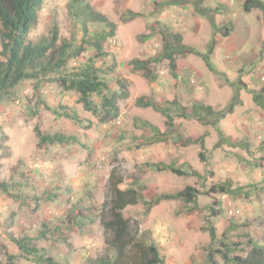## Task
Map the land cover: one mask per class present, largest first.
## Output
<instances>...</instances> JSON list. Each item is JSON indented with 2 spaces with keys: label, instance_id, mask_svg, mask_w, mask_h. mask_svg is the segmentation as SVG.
I'll use <instances>...</instances> for the list:
<instances>
[{
  "label": "rangeland",
  "instance_id": "rangeland-1",
  "mask_svg": "<svg viewBox=\"0 0 264 264\" xmlns=\"http://www.w3.org/2000/svg\"><path fill=\"white\" fill-rule=\"evenodd\" d=\"M83 1L114 20L116 26L132 19L138 22L125 32L126 40L119 42L115 36L105 39L102 52L106 56L97 58L90 44L98 34H107L109 29L102 24L89 23L84 34L83 26L69 14L70 0H44L38 22L28 39L35 43L49 36L56 26L60 43L65 41L74 48L82 46V58L96 62L101 71L99 77L107 86L103 96L116 90L119 79L128 87V97L119 102L116 118L101 123L105 114L102 97L92 96V107L85 109L74 91L62 88L61 75L54 74L38 91L35 92L32 81H24L10 91L9 100L0 102V183L6 184L8 190L5 194L0 189L1 263L6 264L7 257L13 256L14 264H36L12 242L23 238L25 232L37 249H45L44 254L59 264H89V260L102 256L104 237L98 214L106 200L110 170L117 168L141 194L140 202L127 207L123 216L131 221L133 232L138 228L139 240L157 247L165 264H233L222 260L220 251L225 249L222 246L232 249L230 257L245 256L249 242L260 244L264 233V175L258 178L256 171L258 166H264V123L250 132L248 124L234 108L239 83H242L239 77L244 81L241 85L257 89L255 92L264 88L260 80L264 76V42L262 48H256L261 30L259 23L247 17L241 20L248 26L241 37H246L251 28V39L241 42L242 52L252 50L256 56L253 54L249 64H231L238 52L225 49L218 52L216 43L212 54L208 51L214 40L213 32L222 36L220 30L227 26L232 31L233 23L218 24L220 28L214 31L210 20L204 17L210 27L202 35L199 32L189 38L185 32L181 47L172 45L166 50L165 45L173 34V24L170 25L173 17H164L167 12L164 5L171 0L159 5L158 22L154 23L155 18L146 9L136 6L134 11L140 17L136 18L138 14L118 0L114 6L106 0ZM223 5L222 9L228 11L231 19L233 12L243 10L240 3H236L235 8H228L227 3ZM185 10L184 13L191 11ZM197 10L194 7V12ZM258 12L264 16L263 11ZM236 19L238 17H233V21ZM148 23L145 37L141 33ZM184 23L178 27H185ZM166 51L172 52L174 69L163 57ZM186 51H189L188 57H185ZM180 59H187L195 68L191 75L180 76L183 81L177 88L170 81L176 78ZM134 60H150V74L135 71L131 67ZM71 61L69 67L73 66ZM210 68H217L219 75L209 74ZM70 72L68 68L60 74L67 76ZM223 72L235 77L231 84L225 76H220ZM211 83L223 84V93L213 89ZM139 97L168 109L172 126H166V117L153 108L137 106L135 101ZM176 97L179 107L172 104ZM209 104L214 105L213 115L205 111L194 113L193 107L205 108ZM256 106L254 108L258 109ZM61 107L67 108L73 119L65 117ZM261 109L263 119L264 108ZM37 129L41 134L59 135L64 140L52 145L41 143L42 149H39ZM244 129L250 134L247 144L252 151L240 144ZM167 166L185 174L174 175ZM225 182L234 190H240L229 195L232 205L240 210L239 217L231 218L226 205L218 203L221 193L211 192L213 186ZM15 183L19 184L14 186ZM187 186L196 190L193 203L183 199L156 201L162 195L176 194ZM213 202L217 206H213ZM210 208L220 210V215L214 218ZM210 228L216 233L212 242Z\"/></svg>",
  "mask_w": 264,
  "mask_h": 264
},
{
  "label": "trees",
  "instance_id": "trees-1",
  "mask_svg": "<svg viewBox=\"0 0 264 264\" xmlns=\"http://www.w3.org/2000/svg\"><path fill=\"white\" fill-rule=\"evenodd\" d=\"M43 1L0 0V102L9 100L11 96L10 91L24 81H32L36 92L50 79L49 76L59 74L61 75L59 76V81L62 88L66 91H74L78 95V101L85 109L92 107V96L94 98L102 97L101 107L105 110V114L101 117V123L116 118L119 112V102L128 97V87L122 80L118 79L116 81V90L114 92L107 97L103 96L104 91L107 90V86L105 81L99 77L101 71L96 62L92 59L85 61L82 58L81 54L84 51L82 46L74 48L65 41L60 43L56 26L51 29L49 36L41 37L35 43L29 41L28 37L32 28L38 22L39 11L41 10ZM68 7L69 14L74 18V21L83 26L84 34L87 33L85 28L89 23L102 24L109 29L107 34L104 32L98 34L95 42L90 44V46L95 48L97 58L106 56L102 52V45L108 37L114 38L117 29L116 22L102 14V12L94 10L88 3H84L83 0H70ZM252 9H258L264 12V2L261 0H245L243 3V11L249 13ZM209 12L213 13L214 11L210 10ZM206 17L209 21L210 18L207 14ZM210 23L211 27H214V31H218L211 20ZM223 28L220 30L222 36L227 37L231 30L227 26ZM170 38L171 41H168L165 45L166 50L172 47V45H175L177 48L181 47L182 37L179 34H172ZM214 45L215 41L212 40L208 54H212ZM186 52L189 54V51ZM163 57L168 59L170 68L174 69L176 67L172 52H164ZM76 60H78V63ZM70 61L71 65H73L71 67H69ZM75 62L76 65H74ZM149 65L150 60H134L131 62V67L135 71H143L147 75L150 74ZM68 68L72 72L67 76H62L60 73L68 70ZM209 70L214 71L211 68ZM252 100L255 105L264 108V88L258 92H253ZM135 104L144 108H153L156 112L166 117V126H172L168 109L160 107L156 102L144 97H139L135 101ZM172 104L173 106L179 107L176 99L173 100ZM61 109L64 110L63 115L65 117L73 119L67 113V108L61 107ZM193 109L194 113H200L201 111H205L210 115L215 113L210 106H205L204 108L200 105L193 107ZM195 115L197 116L198 114ZM153 130L156 133L158 132L155 128ZM36 134L39 138L37 144L39 149H42V147H39L41 143L52 145L55 142H62L64 140V137L59 135L48 136L41 134L38 129ZM166 169L177 176L185 174L184 171L173 166H167ZM19 183H15L14 186H17ZM0 189L4 190L5 194L8 192L6 184L4 183H0ZM238 191L240 190H234L229 182L211 188L212 193H221L220 197L225 194L229 199L230 194H237ZM195 194L196 190L187 186L176 194L162 195L156 201L158 202L160 199H183L186 203H193L195 201ZM48 200L52 201L50 196H48ZM140 200L141 194L132 187V182L125 180L117 168H112L107 180L106 200L101 205L98 214L99 226L102 229L104 237V254L95 260H89V264H165V259L160 256L157 247L152 243L139 240L137 238L138 228L133 232L131 229V221L125 219L123 216V211L127 207L137 205ZM218 203L220 205L222 204L220 200ZM212 205L217 206V203L213 202ZM210 209L214 218L221 213L220 210ZM208 233L210 241H214L216 239L215 229L210 228ZM23 234V238L18 240L13 239L12 242L17 247V250L21 251L25 257L32 258V261L36 264H59L52 257L44 254L46 253L45 249L36 248L28 232ZM45 236L48 235L45 234ZM40 239L44 240L45 238L41 237ZM222 247L225 249L223 252L220 251V255L225 263L264 264V233L260 238V244L249 242V250L245 256L233 255L230 257L232 249L227 245H223ZM208 258H211V254L208 255ZM0 264H2L1 261ZM6 264H14L13 256L7 257Z\"/></svg>",
  "mask_w": 264,
  "mask_h": 264
},
{
  "label": "crops",
  "instance_id": "crops-1",
  "mask_svg": "<svg viewBox=\"0 0 264 264\" xmlns=\"http://www.w3.org/2000/svg\"><path fill=\"white\" fill-rule=\"evenodd\" d=\"M106 1L108 2V4H111L112 6H114L117 0H106ZM119 1L126 4V8L130 10L132 13L138 14L136 18H140L139 13H137V11H134L136 6L140 9H144V10L146 9L147 12L151 14V17L155 18V20L152 22L154 23V22H158L157 21L158 18H156V16L158 15V11H159L158 8H160L159 5L165 0H118V2ZM244 1L245 0H224V3L229 4L228 8L230 7L235 8L236 3H240V5L243 6ZM261 1L264 2V0H261ZM224 3H222V0H171V1L165 2L164 6H167V12L166 14H164V17H166V15L173 17V23H170V25L173 24V35L179 34L182 37L183 41L185 40V36L183 33L187 32V35L189 38L191 37L192 34L194 35L193 37H195V35H198L199 32H201V35H202L204 31H206L207 28L210 27V24L208 26L204 22V19L206 18V14L209 16L210 20L214 23V26L217 27L218 29L220 28L218 27V24L222 26L221 24L224 25V24H228L229 22L233 23L234 25L233 30L230 32V34L227 37H222L220 36V34H217V33L215 34L213 32L212 39H214L216 43V51L217 49H218V52L220 49L234 50L238 53L235 54L234 61L231 64H237V63L249 64L250 60L253 57L254 51L251 50V51L242 52L243 45H241V42L242 41L248 42V40L251 39L250 37L251 28H250V31L247 33L246 37H241L242 34L244 33V28L248 27L245 25V22L241 23V20H243L244 17H247L249 20L255 19L259 23L261 30H260L259 37H258L259 42L256 45V48L258 49L260 47L262 48V45L264 42V16L263 14L261 15L259 14L258 9H252L251 12L249 13L244 12V15L242 16V13H243V10H242V11L233 12L232 16L238 17V19L233 21V17L231 19V17L228 14V11H226V9H222L224 8V5H223ZM194 7L198 9L195 12H194ZM185 9H191V11H189L188 13H184ZM210 10L214 12L210 13L209 12ZM187 11L188 10H185V12ZM141 19H143V17H141ZM136 22H138L136 19H132L131 21H128L126 23H123L122 25L117 26V29H116L117 34L115 35V39H117V41L119 42L122 41L123 39L126 40V37L124 36L125 32L130 29H133V26L135 25ZM182 23L185 24V27L183 26L179 28L178 25ZM149 25L150 23L145 24L142 33L140 32L141 34L145 35V37H147ZM196 27L197 29H195ZM194 29H195L194 31L195 33H193ZM211 30H210V34H211ZM140 31H141V27H140ZM200 38H204V37L201 36ZM145 46L146 44L144 45V47ZM254 55L256 56V52ZM215 56L216 54L214 55V57ZM185 57H188L187 52L185 54ZM187 59L179 60L180 67H179V70H177L176 78L173 79V81H170V84L176 85L177 88H179V86L181 85L183 81V79L180 76H182L183 73H189L191 75L192 69L195 68L193 63H192L193 66H190L187 63L186 61ZM214 63L217 66V61H214ZM208 73L209 74L211 73L213 77L219 75L217 74L218 73L217 68L214 71H210ZM220 76H225L229 84H231L232 81L235 79L234 76L227 74V72H223V74L220 73ZM238 77L239 76L237 74V78ZM239 81L242 83L244 82L242 77H239ZM242 83H239L240 88L234 100L236 104L234 108H235L236 113L241 114V117H240L241 120H243L244 123L248 124L249 131L252 132L255 128H259L261 124L264 123V118L262 119V115L260 114V110H263V109H261L260 107H257L253 103V100H252V93L257 91V89L250 87L247 84L241 85ZM213 84L211 83L210 86L213 89H217L222 94L224 91L223 90L224 85L217 83L218 85L214 86ZM157 88L158 87H156V89ZM226 89L228 90V87H226ZM177 94L178 93H176V95ZM174 99L177 100V97ZM209 106L214 107V105H211V104H209ZM255 106L258 109H255L254 108ZM246 132L248 131L244 129L243 135L239 139H240V144L243 145L245 148H247L249 151L250 147L247 144V141H249L248 138L250 137V134H247ZM256 171H257V177L260 178L262 175H264V166L263 167L258 166ZM263 199H264V196H263ZM13 214L14 213L11 212L10 216H12Z\"/></svg>",
  "mask_w": 264,
  "mask_h": 264
},
{
  "label": "built area",
  "instance_id": "built-area-1",
  "mask_svg": "<svg viewBox=\"0 0 264 264\" xmlns=\"http://www.w3.org/2000/svg\"><path fill=\"white\" fill-rule=\"evenodd\" d=\"M74 65H76V62L74 63ZM260 80L264 82V76H262ZM219 200L226 205V212L231 217H237V215L240 214V210L237 209L234 204L232 205V201L228 198V196L224 194L220 197Z\"/></svg>",
  "mask_w": 264,
  "mask_h": 264
},
{
  "label": "clouds",
  "instance_id": "clouds-1",
  "mask_svg": "<svg viewBox=\"0 0 264 264\" xmlns=\"http://www.w3.org/2000/svg\"><path fill=\"white\" fill-rule=\"evenodd\" d=\"M235 207H236V205H235ZM237 208V207H236ZM226 210V209H225ZM237 217H239V216H237ZM236 218V217H235Z\"/></svg>",
  "mask_w": 264,
  "mask_h": 264
}]
</instances>
